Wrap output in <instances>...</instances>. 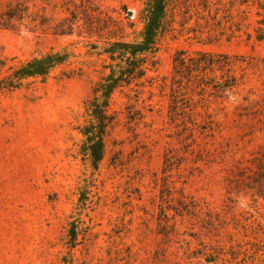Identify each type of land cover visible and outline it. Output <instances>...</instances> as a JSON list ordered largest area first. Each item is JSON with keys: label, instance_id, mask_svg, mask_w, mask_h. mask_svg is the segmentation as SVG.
<instances>
[{"label": "rangeland", "instance_id": "1", "mask_svg": "<svg viewBox=\"0 0 264 264\" xmlns=\"http://www.w3.org/2000/svg\"><path fill=\"white\" fill-rule=\"evenodd\" d=\"M143 5L0 0V79L55 59L0 91V264H264V0H174L154 67L109 99L97 167L81 153L101 51ZM199 52L228 59L205 76L237 79L226 99L175 77Z\"/></svg>", "mask_w": 264, "mask_h": 264}, {"label": "trees", "instance_id": "2", "mask_svg": "<svg viewBox=\"0 0 264 264\" xmlns=\"http://www.w3.org/2000/svg\"><path fill=\"white\" fill-rule=\"evenodd\" d=\"M173 1L144 0L143 8L140 11L143 28L138 36L133 41L109 42L101 51L107 54L111 61L110 73L102 78L94 90V97L88 101L86 105L87 125L80 130L85 138L81 153L95 168L104 154L103 135L105 129L112 122V119H109L106 114L109 99L117 88L142 78L148 66L154 67L155 62L152 61V58H154L162 36L170 27L169 14H171L170 6ZM259 24L263 28L259 27L256 38L261 41L264 40V23ZM54 60L51 58L45 61L33 59L20 64L12 69L10 75L0 79V91H12L20 87L26 79L46 75L50 63ZM228 68H230V63L227 58L204 52H199L192 58H186L184 54H180L174 60L175 77L186 78L187 83L191 82V78H195L198 80L197 87L203 93L210 88L213 93L209 95L220 99H226L227 95L232 93V89L237 86V79L233 76L222 75L221 81H217L205 76L214 71L227 72ZM76 229L75 222H71L67 231V238L71 243L75 241Z\"/></svg>", "mask_w": 264, "mask_h": 264}, {"label": "water", "instance_id": "3", "mask_svg": "<svg viewBox=\"0 0 264 264\" xmlns=\"http://www.w3.org/2000/svg\"><path fill=\"white\" fill-rule=\"evenodd\" d=\"M47 62H48V60H47Z\"/></svg>", "mask_w": 264, "mask_h": 264}]
</instances>
